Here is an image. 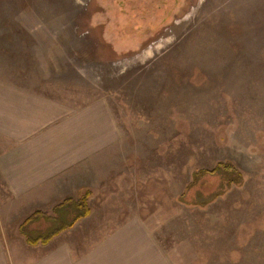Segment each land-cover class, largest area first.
Returning a JSON list of instances; mask_svg holds the SVG:
<instances>
[{
    "label": "rangeland",
    "instance_id": "1",
    "mask_svg": "<svg viewBox=\"0 0 264 264\" xmlns=\"http://www.w3.org/2000/svg\"><path fill=\"white\" fill-rule=\"evenodd\" d=\"M0 78L102 101L119 137L31 236L87 197L78 251L136 220L167 264H264V0H0Z\"/></svg>",
    "mask_w": 264,
    "mask_h": 264
},
{
    "label": "crops",
    "instance_id": "2",
    "mask_svg": "<svg viewBox=\"0 0 264 264\" xmlns=\"http://www.w3.org/2000/svg\"><path fill=\"white\" fill-rule=\"evenodd\" d=\"M118 141L117 127L102 101L74 107L0 78V264H167L136 220L118 226L87 250L78 251L69 241L74 235L87 240L73 233L78 221L46 245L27 242L48 232L31 236L29 224L24 226L45 207L38 204L51 208L53 195L78 193L73 185L85 184V176L106 180Z\"/></svg>",
    "mask_w": 264,
    "mask_h": 264
},
{
    "label": "trees",
    "instance_id": "3",
    "mask_svg": "<svg viewBox=\"0 0 264 264\" xmlns=\"http://www.w3.org/2000/svg\"><path fill=\"white\" fill-rule=\"evenodd\" d=\"M88 196V195H86ZM86 199L87 197H85L84 199V202H82L81 205H78V207H76L77 209L81 210L82 212L80 214H78L74 220L72 221V223L68 224V225H61L59 226L58 228H55L49 232H47L44 236H41L40 238H36V239H27V242L30 244V245H37V244H41V245H46L54 236H56L57 234H59L60 232H62L63 230H66L68 228H71L73 226V224L88 216L89 215V210L87 209L86 207ZM70 200L67 199L66 200V204L69 203ZM41 216H45L43 215L42 213H39V212H35L34 214H32L25 222H24V226L25 224L29 223L30 221L38 218V217H41ZM46 217V216H45Z\"/></svg>",
    "mask_w": 264,
    "mask_h": 264
}]
</instances>
